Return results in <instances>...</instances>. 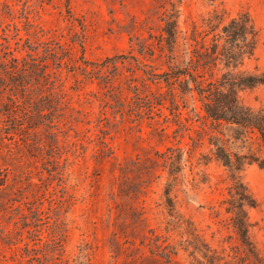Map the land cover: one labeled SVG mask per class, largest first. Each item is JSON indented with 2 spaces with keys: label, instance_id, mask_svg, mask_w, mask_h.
<instances>
[{
  "label": "rangeland",
  "instance_id": "obj_1",
  "mask_svg": "<svg viewBox=\"0 0 264 264\" xmlns=\"http://www.w3.org/2000/svg\"><path fill=\"white\" fill-rule=\"evenodd\" d=\"M214 7L248 12L258 41L244 67L264 71V0H0V83L12 78L5 67L26 64L36 100L11 103L5 90L0 101V264L248 261L225 211L232 180L210 143L228 130L149 74L167 68L165 14L177 19L180 64L191 24ZM238 97L264 108V83ZM240 179L264 260V170L247 165Z\"/></svg>",
  "mask_w": 264,
  "mask_h": 264
},
{
  "label": "trees",
  "instance_id": "obj_2",
  "mask_svg": "<svg viewBox=\"0 0 264 264\" xmlns=\"http://www.w3.org/2000/svg\"><path fill=\"white\" fill-rule=\"evenodd\" d=\"M163 21L160 48L167 68L160 74H149L162 75L169 93L175 89L182 94L191 93L198 100L202 116L210 121L212 128L217 130L218 127H225L228 130L229 136L225 140L220 139L221 142L220 137H210L215 158L228 170L232 180L225 211L230 214V226L248 260L240 264H264L248 233L250 223L247 208L255 206L256 201L240 179V174L247 165L256 164L264 170V108L253 109L242 104L238 97L240 90L264 83V71L257 68L251 71L244 67L246 60L254 56L258 41L257 30L248 12L231 14L224 7H214L202 18L201 26L194 22L191 24L186 37V57L177 64L173 61V51L177 45V19L174 13L167 12ZM123 58V55H115L103 62L114 64ZM5 68L12 78L8 84L0 83V101L6 96L5 90H9L7 98L11 103H17L22 98V101L33 107L36 100L29 96V83L23 80V73L29 66H19L16 62ZM38 68L41 69L42 77L48 75L45 67ZM18 76L22 79L17 78ZM46 96L40 95L39 99ZM49 108H37L33 114L41 115ZM230 139L241 142V149L226 147ZM247 142L255 144V147ZM245 146L246 151L243 150ZM209 263L220 264L219 258L211 255Z\"/></svg>",
  "mask_w": 264,
  "mask_h": 264
}]
</instances>
